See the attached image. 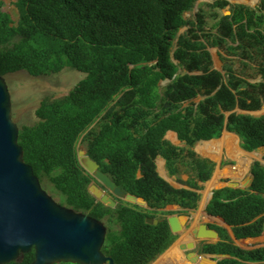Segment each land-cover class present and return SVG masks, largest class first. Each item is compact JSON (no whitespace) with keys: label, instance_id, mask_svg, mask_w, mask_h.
Wrapping results in <instances>:
<instances>
[{"label":"trees","instance_id":"1","mask_svg":"<svg viewBox=\"0 0 264 264\" xmlns=\"http://www.w3.org/2000/svg\"><path fill=\"white\" fill-rule=\"evenodd\" d=\"M195 1L16 0L15 23L0 4L1 76L23 69L37 77L68 66L84 73L66 94L41 100L35 109L37 120L19 127L18 143L23 160L40 182L52 185L59 204L104 223L107 231L101 251L114 264H151L174 242L177 235L171 233L165 217H158L156 224L145 220L157 218L158 210L170 204L196 208L198 182L207 181L214 166L192 149L197 141L217 138L226 128L240 136L247 151L264 146V114L231 112L227 119L224 114L236 106L259 109L264 104V81L250 83L231 65L225 66V73L212 69L206 47L220 44L222 38L210 42L216 36L205 32L204 7L194 20L184 18ZM201 4L211 17H219L224 37L232 39L236 33L248 47L264 41L258 31L264 30L262 8L255 12L237 4L231 14L220 15L218 10L229 5L227 0ZM237 23L242 33L233 30ZM185 25L186 31L177 35ZM246 28L258 29L259 35ZM180 68L186 72H179ZM260 71L264 75V69ZM198 93L205 98L196 107H181ZM167 130L177 132L188 147L165 140ZM82 135L87 155L123 191L143 198L148 208L121 199L110 208L95 200L87 189L93 178L77 158ZM183 152L195 173L187 180L177 177L187 188H176L158 174L154 160L160 154L169 173L178 176ZM251 172L250 187L213 190L206 207L231 228L228 232L212 225L219 240L201 245L202 254L229 255L217 264H264V245L243 248L234 242L264 231V166L255 161ZM33 261L31 249L5 264Z\"/></svg>","mask_w":264,"mask_h":264},{"label":"water","instance_id":"2","mask_svg":"<svg viewBox=\"0 0 264 264\" xmlns=\"http://www.w3.org/2000/svg\"><path fill=\"white\" fill-rule=\"evenodd\" d=\"M18 132L19 127L12 119L11 96L7 83L0 75V264L18 260L21 254L31 249L34 250L33 264L62 261L114 264L101 251L107 231L104 223L87 213L76 212L59 204L47 194L32 166L23 160ZM77 158L79 164L93 178L87 189L97 202L110 208L117 205L116 199L140 207L147 205L143 198L123 191L82 149H79ZM252 179L251 175L248 185L252 183ZM165 219L171 233L180 235L187 230L191 215L172 214ZM145 221L156 224L159 219L147 217ZM192 234L195 239L180 242L178 245L182 254L188 250L183 255L188 261L217 264L219 259L229 257L226 254L195 252L197 241L219 240L215 229L200 225L192 229Z\"/></svg>","mask_w":264,"mask_h":264},{"label":"crops","instance_id":"3","mask_svg":"<svg viewBox=\"0 0 264 264\" xmlns=\"http://www.w3.org/2000/svg\"><path fill=\"white\" fill-rule=\"evenodd\" d=\"M241 1L245 2L243 0ZM228 2H229V5L225 7L229 9L228 14H222L220 12L221 15L231 14L232 13L231 10L233 9V6L237 4H243L247 6L248 8L254 9L255 12L260 11V9L262 8L261 11L264 12V3L262 6L259 3L261 2V0H258V2L254 4L253 6L251 4L254 3L255 0L254 2L252 0L250 4L249 3L244 4V3H238V2L231 3V0ZM221 11L225 13L223 9H221ZM214 20L215 22L212 24L211 28L210 29L205 28V32L207 33L211 32V34L216 36V37H213V36L210 37V42L218 41L216 39L217 36L222 38V42L220 44L218 42L216 45L206 47V49L211 54L212 69H216V70L221 71L222 73H225V70H224L225 66L231 65L235 73L238 76H240L241 78H243L244 80L250 83H260L264 81V75L260 71V68L264 69V41L263 39H260L262 43L256 42L252 46L248 47L247 41L244 40L241 43L239 39L237 38L236 33L230 36L232 37V39L228 37H224L220 30L219 17L214 18ZM238 25H239L238 23L234 24L233 30L236 31L237 29V31L239 30V32L242 33V30L241 28L238 27ZM246 30L250 34H255L256 36L259 35L256 31L258 29L248 30L246 28ZM258 31L259 33L264 34L263 29L258 30ZM200 40L203 41L202 38ZM239 42L241 43L240 45H242L241 48L238 47ZM252 42H254V39L252 40ZM175 48L176 46L174 47V49ZM174 49L171 50V54L174 51ZM235 62H237V64H235ZM179 72L184 73L186 71L185 69L180 68ZM192 73L197 74L199 72L194 71ZM165 83L166 81L161 82L162 85H164ZM204 98H205V95H203L202 93H198L192 99L182 102L181 107L184 108L189 105H193L194 107H196V105L199 102H201ZM231 112L260 116L264 114V104L261 105L259 109H255V110L241 109L240 107L236 106L232 111L224 112L226 119L228 118V115ZM164 139L176 147H179V148L188 147L185 141L180 140L178 138L177 132H175L174 130H167L165 132ZM262 147L264 148V146H259L256 149L251 150V151H247L243 149L241 146L240 136L233 131L227 130L226 128L223 129L221 135L217 138L197 141L192 147V149L195 151L197 156L211 161L214 164V166H213V170L211 172L210 178L205 182H201V181L198 182V184L201 185V189L196 190L200 194V198L197 202L196 208L185 209L178 204H170V205H167L163 209H159L156 217L160 218V217H166L172 214H181V213L190 214L191 215L190 223H192L191 230L189 232L190 239H195L194 235L192 234V229L200 225H206L207 227H210V228H212L211 227L212 225L221 226V227L226 228L228 232H231L230 226L227 225L221 217L211 215L206 211V207L212 197L211 191L213 194V190L221 189L225 187L241 188V189L250 187L252 183L248 185V182L251 179V175L253 176L251 172V167L253 163L255 161H258L261 165L264 166V150L262 151L260 150ZM184 154L185 152H183V155ZM154 162H155L156 171L158 172V174L162 178H164L169 184H171L173 187H176V188H181V187L187 188L186 185L180 183L177 180V177H180L182 180H187L189 179V177L194 176V173H195L193 165L191 163V159L186 156L184 157V160L179 164L181 170L178 176L171 175L169 173L166 167V160L160 154H158L155 157ZM253 179H254V176H253ZM142 208H148V206L146 205L145 207H142ZM262 237H264V231L261 236L254 237V238H242V239L235 238L234 242L243 248L256 247V246L264 245V239H262ZM184 241H188V239L182 240L180 242H184ZM212 241L214 240H205V242H212ZM180 242H178V244Z\"/></svg>","mask_w":264,"mask_h":264},{"label":"rangeland","instance_id":"4","mask_svg":"<svg viewBox=\"0 0 264 264\" xmlns=\"http://www.w3.org/2000/svg\"><path fill=\"white\" fill-rule=\"evenodd\" d=\"M212 1L213 0H196L192 10L184 13V18L187 20H194L196 13L202 6L205 8L204 10L206 14V24L204 25V29H210L215 20L208 14L209 9H207V7L203 6L201 3ZM243 1H245L246 3L242 2L241 0H231V3L238 2L250 4L252 2V0ZM257 2L258 0H255V2L251 5L253 6ZM0 4L1 9L8 12L11 16L12 22L15 23L19 17V11L16 5V0H0ZM223 11H225V13H223L221 10H218V13L220 14L221 12L222 14H228L229 9L225 8L223 9ZM186 29L187 25L181 27L177 35L186 31ZM176 41L177 39L175 37L172 41L173 46L171 50H173L176 46ZM235 64H237V62H235ZM83 76L84 73L69 66L65 67L59 73L42 75L37 77L30 75L27 71L23 69L4 75L3 77L5 79V82L7 83L8 91L11 96L12 119L15 121L18 127L24 124L34 123L37 120V117L35 115V109L39 106L41 100L44 97H56L66 94L70 90V88L75 84V82ZM77 146L80 147V149H82L83 151H86V143L83 140V135L80 137ZM40 183L41 187L47 192V194H49L56 202H58V195L52 189V185L49 182ZM190 222L191 221H189L187 225V230L184 231L181 235H178V237L181 238L185 234H187L189 237V232L192 226V223ZM178 237L174 240L173 243L179 242ZM187 239L189 240L190 237L186 238L185 240ZM262 239H264V237H262ZM170 246H172V244ZM154 262H152L151 264H153Z\"/></svg>","mask_w":264,"mask_h":264},{"label":"bare ground","instance_id":"5","mask_svg":"<svg viewBox=\"0 0 264 264\" xmlns=\"http://www.w3.org/2000/svg\"><path fill=\"white\" fill-rule=\"evenodd\" d=\"M188 235H183L180 241L185 240ZM179 241V242H180ZM178 243H172L165 253H163L153 264H200L199 261L190 262L188 261L178 248Z\"/></svg>","mask_w":264,"mask_h":264},{"label":"flooded vegetation","instance_id":"6","mask_svg":"<svg viewBox=\"0 0 264 264\" xmlns=\"http://www.w3.org/2000/svg\"><path fill=\"white\" fill-rule=\"evenodd\" d=\"M79 149H80V147L78 148V151H79ZM78 151H77V153H78ZM177 237H178V235H177ZM176 237V238H177ZM205 241H197V246H196V248H195V252H198V253H200V249H201V245L204 243ZM188 253V250L187 251H184V256L186 255Z\"/></svg>","mask_w":264,"mask_h":264}]
</instances>
